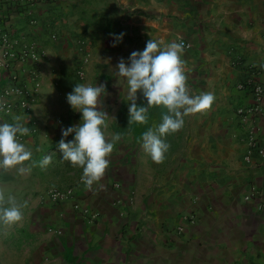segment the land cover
Wrapping results in <instances>:
<instances>
[{
  "label": "crops",
  "instance_id": "crops-1",
  "mask_svg": "<svg viewBox=\"0 0 264 264\" xmlns=\"http://www.w3.org/2000/svg\"><path fill=\"white\" fill-rule=\"evenodd\" d=\"M18 7L0 1V27L46 55L13 58L6 67L0 50V94L17 72L34 99L30 111L13 116L0 108V123L19 117L30 128L20 142L32 152L25 172L20 165L0 171L7 177L0 208L14 197L23 213L18 222L0 221V264H264V160L247 163L238 114L253 102L239 85L250 66L264 84V0H58L38 8L35 25ZM150 39L162 47L187 42L181 58L190 94L215 97L165 137L170 148L161 162L143 149V136L168 110L150 107L146 122L130 123L127 81L116 68ZM76 83L107 87L104 131L115 146L91 188L58 147L62 130L82 119L67 101ZM137 103L146 104L142 92ZM262 124L264 136V117ZM47 155L52 161L43 165ZM71 187L75 199H50L49 190ZM253 189L258 194L247 200ZM79 207L97 214L95 221Z\"/></svg>",
  "mask_w": 264,
  "mask_h": 264
},
{
  "label": "clouds",
  "instance_id": "clouds-1",
  "mask_svg": "<svg viewBox=\"0 0 264 264\" xmlns=\"http://www.w3.org/2000/svg\"><path fill=\"white\" fill-rule=\"evenodd\" d=\"M123 35L116 37L114 46L122 41ZM162 44V41L150 39L143 50L133 51L128 60L121 58L116 66L117 76L127 81L130 123L146 122L150 107L162 105L168 110L158 129L149 130L143 136V149L156 162H161L170 148L165 137L183 127L186 115L211 107L215 99L211 92L190 94L181 58L184 44L172 42L163 47ZM140 92L146 104L137 103ZM106 94L104 84L76 83L73 91L68 93L67 101L73 110L82 113V119L79 124L64 128L63 138L58 142L62 159L83 168L82 179L89 188L104 176L110 163L108 156L115 146L106 139L104 131L108 127L109 115L103 108ZM14 119L16 123H0V168L7 170L20 165L18 171L23 173L27 170L23 164L31 159L32 152L18 137L29 134L30 128L21 123L19 117ZM69 136L74 139L68 140ZM114 139L119 140V134ZM51 161L52 156L47 155L42 164ZM10 203L11 206L0 208V221L6 224L18 222L23 216L14 197L10 198Z\"/></svg>",
  "mask_w": 264,
  "mask_h": 264
},
{
  "label": "built area",
  "instance_id": "built-area-1",
  "mask_svg": "<svg viewBox=\"0 0 264 264\" xmlns=\"http://www.w3.org/2000/svg\"><path fill=\"white\" fill-rule=\"evenodd\" d=\"M2 3H10L11 5H19L21 11L30 18L29 24L35 25L39 22L36 16L37 10L41 6L54 5L58 0H0ZM18 7V8H19ZM57 34H52V37H57ZM0 50H1V64L8 66L11 59L18 61H24L32 59L39 61L44 58L46 51L42 49L35 41L19 42L14 39L8 30H4L0 27ZM185 47L189 44L185 41H181ZM180 42V43H181ZM88 56L85 58V63L88 61ZM249 76L239 85L241 88L248 87L251 91L253 102L245 107L238 109V114L241 117V126L243 133L241 135L242 141L246 145L245 159L247 163L258 166L254 163V158L259 157L264 160V136H263V124L262 119L264 117V84L259 79V69L255 66L249 67ZM77 76L79 79H84L87 76V71L84 65H80L77 69ZM11 82L4 87L0 94V108L7 116L16 115L20 111H30L32 109L34 99L33 92L24 82L23 77L19 73H14L10 76ZM41 82L38 81L37 86H40ZM21 138V136H19ZM257 189H253L246 195L247 200H252L258 194ZM49 197L53 202L59 203L76 198V192L74 188L59 189L53 188L49 190ZM79 210L85 214L92 222L97 218V214H92L88 209ZM194 220V217H192Z\"/></svg>",
  "mask_w": 264,
  "mask_h": 264
},
{
  "label": "rangeland",
  "instance_id": "rangeland-1",
  "mask_svg": "<svg viewBox=\"0 0 264 264\" xmlns=\"http://www.w3.org/2000/svg\"><path fill=\"white\" fill-rule=\"evenodd\" d=\"M24 137H26V135H22L21 136V138H19V140H21V139H24ZM0 171H1V168H0ZM0 181H7V177L5 176V175H1L0 176ZM2 193V192H1ZM3 194V193H2ZM7 195H3V198L4 197H6ZM139 225H141V222L139 223ZM185 228L184 227H177L176 229H175V231H183ZM127 231H125V228L123 229V233H126V232H130V231H128V229H126ZM130 233H132V232H130Z\"/></svg>",
  "mask_w": 264,
  "mask_h": 264
}]
</instances>
